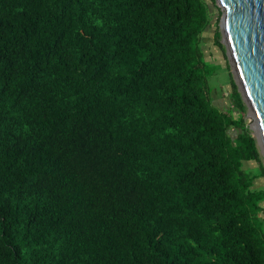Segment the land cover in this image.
Listing matches in <instances>:
<instances>
[{"label":"trees","instance_id":"16d2710c","mask_svg":"<svg viewBox=\"0 0 264 264\" xmlns=\"http://www.w3.org/2000/svg\"><path fill=\"white\" fill-rule=\"evenodd\" d=\"M211 2L0 0V264H264L246 105L233 78L212 102L198 46Z\"/></svg>","mask_w":264,"mask_h":264},{"label":"water","instance_id":"95a60500","mask_svg":"<svg viewBox=\"0 0 264 264\" xmlns=\"http://www.w3.org/2000/svg\"><path fill=\"white\" fill-rule=\"evenodd\" d=\"M215 1L221 10V43L264 158V0Z\"/></svg>","mask_w":264,"mask_h":264},{"label":"rangeland","instance_id":"374dc122","mask_svg":"<svg viewBox=\"0 0 264 264\" xmlns=\"http://www.w3.org/2000/svg\"><path fill=\"white\" fill-rule=\"evenodd\" d=\"M206 1L209 5L210 10L215 13L216 9L214 8L211 0ZM214 4L218 8H220L216 1L214 2ZM216 16L217 14H215L213 19L211 20V25L202 31L198 46L202 53L204 72L206 73L208 85L211 89L210 95L212 96V102L219 108H225L230 105V98H228L227 94L230 91V79L233 78V75L230 77L231 69L228 64L225 47L221 43V33L219 30V25L218 27H215ZM217 31L219 32L218 41L220 42V44L215 39V33ZM247 113L248 111L246 108L244 113L246 124H248L249 121ZM250 131L252 133L251 129ZM231 134L234 136L235 132L231 131ZM260 161V163L264 167V158L261 154ZM260 163H257L255 161H247L244 162V168L250 170V172H256ZM253 187L263 188L264 176L258 177V179L254 181Z\"/></svg>","mask_w":264,"mask_h":264}]
</instances>
